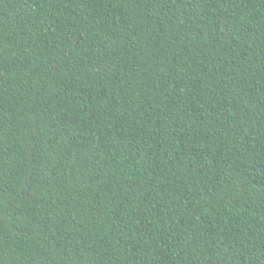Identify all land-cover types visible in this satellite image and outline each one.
<instances>
[{
	"label": "trees",
	"instance_id": "1",
	"mask_svg": "<svg viewBox=\"0 0 264 264\" xmlns=\"http://www.w3.org/2000/svg\"><path fill=\"white\" fill-rule=\"evenodd\" d=\"M0 264H264V0H0Z\"/></svg>",
	"mask_w": 264,
	"mask_h": 264
}]
</instances>
